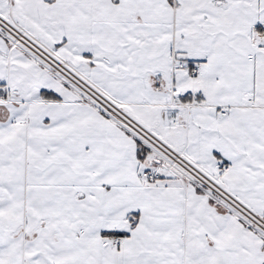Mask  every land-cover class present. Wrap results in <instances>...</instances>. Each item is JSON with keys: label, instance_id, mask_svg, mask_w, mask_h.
I'll return each mask as SVG.
<instances>
[{"label": "snow or ice", "instance_id": "obj_1", "mask_svg": "<svg viewBox=\"0 0 264 264\" xmlns=\"http://www.w3.org/2000/svg\"><path fill=\"white\" fill-rule=\"evenodd\" d=\"M0 264H264V0H0Z\"/></svg>", "mask_w": 264, "mask_h": 264}]
</instances>
